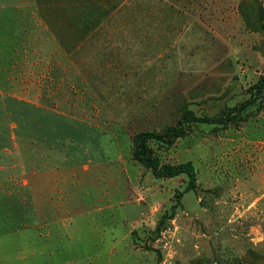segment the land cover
Masks as SVG:
<instances>
[{
    "label": "rangeland",
    "instance_id": "1",
    "mask_svg": "<svg viewBox=\"0 0 264 264\" xmlns=\"http://www.w3.org/2000/svg\"><path fill=\"white\" fill-rule=\"evenodd\" d=\"M262 6L36 0L0 12V264L56 263L37 233L60 220L73 240L58 264H264ZM140 133L158 135L146 146L161 164L193 165L178 202L187 177L134 159Z\"/></svg>",
    "mask_w": 264,
    "mask_h": 264
},
{
    "label": "crops",
    "instance_id": "2",
    "mask_svg": "<svg viewBox=\"0 0 264 264\" xmlns=\"http://www.w3.org/2000/svg\"><path fill=\"white\" fill-rule=\"evenodd\" d=\"M28 6H34L36 3V0H0V12L2 16H6L9 14H15V8H20L22 5H27ZM8 103V101H7ZM6 103V104H7ZM7 105H5V102L0 99V138L3 137V135H6L8 133L6 127L3 124V110L6 108ZM6 117V116H5ZM5 119V118H4ZM49 119V118H48ZM50 120V119H49ZM50 123V121H49ZM80 156H82L81 150L79 151ZM92 154V153H91ZM56 193V191H55ZM49 211H54L53 214H57L58 211L56 210L55 207H49ZM61 214H66V210L64 211H59ZM36 214V215H35ZM37 209L35 208L34 214L37 216ZM35 216H34V221H35ZM41 222L36 224H40ZM37 237L40 239V253L39 256L41 259L45 258V262L50 263L51 262V257L55 254L59 253L58 261L54 264L62 263L67 261V257L63 258L62 255L60 254V250L58 248H66L67 244L69 242V246H71V242L73 240L72 236V226L67 225V223L64 221H49L46 222L44 225L41 224V231L37 233ZM53 247V248H51ZM55 247V248H54ZM52 264V263H50Z\"/></svg>",
    "mask_w": 264,
    "mask_h": 264
},
{
    "label": "trees",
    "instance_id": "3",
    "mask_svg": "<svg viewBox=\"0 0 264 264\" xmlns=\"http://www.w3.org/2000/svg\"><path fill=\"white\" fill-rule=\"evenodd\" d=\"M259 21L261 29L264 30V0L263 6L259 12ZM254 88L259 90L264 89V77H260L257 80L254 84ZM153 137H158V135L148 133H140L136 135L133 146V157L145 167L149 168L152 174L157 177L172 178L179 175H185L188 179L186 186L183 190L176 191L174 195L176 202H178L179 198L185 191H188L195 186L196 172L191 162H184L178 165L161 164L159 159L156 156H153L151 150L146 146V141Z\"/></svg>",
    "mask_w": 264,
    "mask_h": 264
}]
</instances>
